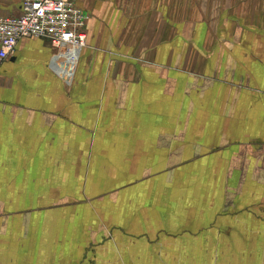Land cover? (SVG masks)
<instances>
[{
  "label": "crops",
  "instance_id": "0c3cea01",
  "mask_svg": "<svg viewBox=\"0 0 264 264\" xmlns=\"http://www.w3.org/2000/svg\"><path fill=\"white\" fill-rule=\"evenodd\" d=\"M76 7L71 84L0 62V264H264V0Z\"/></svg>",
  "mask_w": 264,
  "mask_h": 264
},
{
  "label": "built area",
  "instance_id": "2783aa9c",
  "mask_svg": "<svg viewBox=\"0 0 264 264\" xmlns=\"http://www.w3.org/2000/svg\"><path fill=\"white\" fill-rule=\"evenodd\" d=\"M76 3L77 0H20L18 16L0 15V61L9 58L20 40L32 38L48 39L58 50L61 64L62 60L74 59L85 46L81 26L88 20ZM57 72L60 74L61 69Z\"/></svg>",
  "mask_w": 264,
  "mask_h": 264
}]
</instances>
